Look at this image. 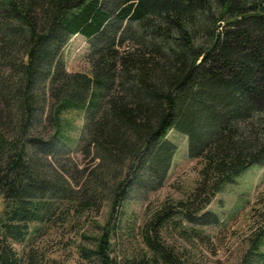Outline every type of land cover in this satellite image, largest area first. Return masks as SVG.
<instances>
[{
	"label": "trees",
	"instance_id": "obj_1",
	"mask_svg": "<svg viewBox=\"0 0 264 264\" xmlns=\"http://www.w3.org/2000/svg\"><path fill=\"white\" fill-rule=\"evenodd\" d=\"M77 34L88 73L61 56ZM69 111L82 113L79 129ZM171 129L200 179L146 223L144 255L121 264H186L158 227L173 216L217 223L205 210L214 196L264 164V0H0V264H35L30 244L53 229H82L89 264H119L111 219L133 188L163 184ZM73 133L88 158L79 176L59 163ZM104 204L98 225L89 213ZM255 205L262 216L237 264H264V189Z\"/></svg>",
	"mask_w": 264,
	"mask_h": 264
},
{
	"label": "rangeland",
	"instance_id": "obj_2",
	"mask_svg": "<svg viewBox=\"0 0 264 264\" xmlns=\"http://www.w3.org/2000/svg\"><path fill=\"white\" fill-rule=\"evenodd\" d=\"M88 51L89 44L85 37L79 34L71 36L61 50L66 70L88 73ZM64 119L73 121L78 129L83 123V115L79 111L66 112ZM73 134L68 140L71 151L60 157L59 163L74 176H79L78 170L88 158L77 151V136ZM165 137L176 146V150L163 184L154 187V183H151L133 188L128 199L122 203L121 218H115V213L111 219L110 225L117 224L110 240L109 254L119 264L124 263L127 257L139 258L144 255L146 246L142 235L146 223L165 203L184 200L200 179V164L188 156L186 136L171 129ZM263 189L264 164H254L236 176L233 182L227 183L205 208L217 215V223L198 226L173 216L158 227L161 241L182 255L187 260L186 264H237L248 246V235L262 216L256 210L255 201ZM108 212L109 207L104 204L98 213H89L90 220L92 216L98 225H103ZM97 231L98 226H94L90 232ZM81 232L82 229L71 232L53 229L40 234L30 244V248H35L37 253L35 264H89L77 252V245L87 243Z\"/></svg>",
	"mask_w": 264,
	"mask_h": 264
}]
</instances>
